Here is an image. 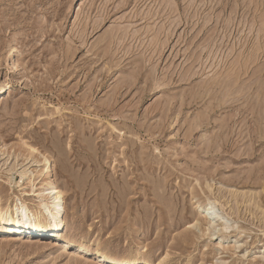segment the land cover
Returning <instances> with one entry per match:
<instances>
[{
  "label": "rangeland",
  "instance_id": "rangeland-1",
  "mask_svg": "<svg viewBox=\"0 0 264 264\" xmlns=\"http://www.w3.org/2000/svg\"><path fill=\"white\" fill-rule=\"evenodd\" d=\"M2 83L0 207L51 171L72 242L0 264H264V0H0Z\"/></svg>",
  "mask_w": 264,
  "mask_h": 264
},
{
  "label": "bare ground",
  "instance_id": "bare-ground-1",
  "mask_svg": "<svg viewBox=\"0 0 264 264\" xmlns=\"http://www.w3.org/2000/svg\"><path fill=\"white\" fill-rule=\"evenodd\" d=\"M4 92H7V84L2 83L0 85V96ZM30 148L33 147L30 146ZM29 169L30 168L25 167L19 171L22 181L17 180L16 184H20L26 179ZM11 170L12 169L8 172ZM41 182L43 184L42 180H39V182H37V180H31L30 183L34 191L33 196L39 199L38 202H25L26 199H22V196H24L22 192L21 195L16 196L15 203L11 208L0 207V236L7 237L12 233L25 232L28 234H35L38 238L52 237L57 240V244L63 246L64 251H67L70 249L69 247L72 239H70V237L66 239L61 237L67 224V200L65 198V191L54 181L51 171H49V177L46 183L42 187H37ZM199 208H201L202 213H204L203 217H205L206 220L208 219L207 222L209 225L214 226L213 224L218 222L220 220L219 218H222L224 221L219 223V230L230 227V220L219 213L216 202L210 201L207 206L199 204ZM17 236L24 238L20 235ZM30 242L41 243L40 240H30ZM86 252L90 253L89 249L82 244H74L72 248V254L74 256L83 255ZM90 254L94 255L95 261L100 264H162L166 260V256H162L157 263H152L147 260H137L135 258L119 261L107 257L102 253Z\"/></svg>",
  "mask_w": 264,
  "mask_h": 264
}]
</instances>
